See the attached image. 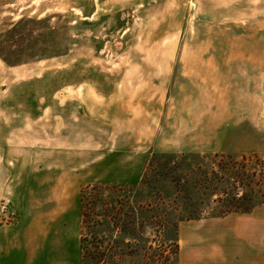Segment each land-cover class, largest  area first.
Segmentation results:
<instances>
[{"label":"rangeland","instance_id":"rangeland-1","mask_svg":"<svg viewBox=\"0 0 264 264\" xmlns=\"http://www.w3.org/2000/svg\"><path fill=\"white\" fill-rule=\"evenodd\" d=\"M85 145L137 174L77 186H97L81 264H178L180 227L234 195L255 208L229 217L264 220V0H0V223L27 157L51 187L56 155Z\"/></svg>","mask_w":264,"mask_h":264},{"label":"crops","instance_id":"crops-1","mask_svg":"<svg viewBox=\"0 0 264 264\" xmlns=\"http://www.w3.org/2000/svg\"><path fill=\"white\" fill-rule=\"evenodd\" d=\"M143 133L147 149L154 146L155 151L163 152V134L155 143L150 130ZM61 151L55 158L63 159V171L56 167L51 187L35 183L34 157H27L30 165L21 176L23 183L10 195L17 210L16 218L9 224L0 223V264H81L82 212L77 186L88 181L89 170L100 182L135 180L136 168L130 167H134L137 157L129 153L122 156L107 155L108 151L89 153L86 145ZM41 159L51 162L46 155ZM74 160L80 161V165H72ZM105 165L104 173L101 169ZM47 176L48 172L43 170L38 177ZM230 215L212 221L197 220L192 228L200 229L193 235H187L190 225L181 226L180 236L184 240L178 264H264V220L261 217L254 221L238 220Z\"/></svg>","mask_w":264,"mask_h":264},{"label":"trees","instance_id":"trees-1","mask_svg":"<svg viewBox=\"0 0 264 264\" xmlns=\"http://www.w3.org/2000/svg\"><path fill=\"white\" fill-rule=\"evenodd\" d=\"M97 188V186H86V188L83 191V194L81 195L80 201H81V207L84 204V195L86 193V191H88V189H95ZM246 196H242V197H236L235 195L232 197L231 200H229V206L227 208H224L223 210H221L219 212V215L217 217H226L230 214H247V213H251L252 210L255 208V206H253L250 203H247V201H245ZM249 201V200H248ZM252 201V199H250V202ZM264 204V202H263ZM82 212V223L84 222V211L81 210ZM202 217L201 216H196L192 219L194 220H200ZM191 220V219H190Z\"/></svg>","mask_w":264,"mask_h":264},{"label":"built area","instance_id":"built-area-1","mask_svg":"<svg viewBox=\"0 0 264 264\" xmlns=\"http://www.w3.org/2000/svg\"><path fill=\"white\" fill-rule=\"evenodd\" d=\"M11 215H12V217H13V219H14L15 216H16V213H15L14 209H13V212L11 213ZM13 219H12V220H13Z\"/></svg>","mask_w":264,"mask_h":264}]
</instances>
